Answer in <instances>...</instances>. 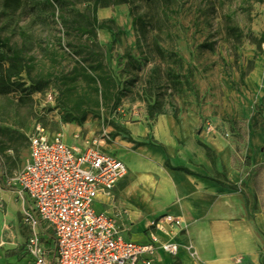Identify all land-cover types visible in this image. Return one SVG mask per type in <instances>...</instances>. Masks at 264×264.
Instances as JSON below:
<instances>
[{
  "label": "rangeland",
  "instance_id": "1",
  "mask_svg": "<svg viewBox=\"0 0 264 264\" xmlns=\"http://www.w3.org/2000/svg\"><path fill=\"white\" fill-rule=\"evenodd\" d=\"M263 40L264 0H0L11 72L0 94V259L25 257L29 216L55 257L51 228L16 180L35 121L69 144L103 141L115 156L137 144L130 123L165 113H194L225 140L243 138L246 121L264 125ZM206 154L225 178L211 146Z\"/></svg>",
  "mask_w": 264,
  "mask_h": 264
},
{
  "label": "crops",
  "instance_id": "2",
  "mask_svg": "<svg viewBox=\"0 0 264 264\" xmlns=\"http://www.w3.org/2000/svg\"><path fill=\"white\" fill-rule=\"evenodd\" d=\"M102 33L109 37L106 29ZM128 127L137 144L128 154H116L128 172L112 190L97 193L94 208L113 215L133 241L147 239L153 220L180 217L182 226L161 219L156 231L160 240L179 244L177 254L159 252L150 264H264V125L246 121L243 138L233 140L207 129L194 113H165ZM199 141L216 152L225 178ZM0 264L31 261L25 249L24 258H2Z\"/></svg>",
  "mask_w": 264,
  "mask_h": 264
},
{
  "label": "built area",
  "instance_id": "3",
  "mask_svg": "<svg viewBox=\"0 0 264 264\" xmlns=\"http://www.w3.org/2000/svg\"><path fill=\"white\" fill-rule=\"evenodd\" d=\"M261 49L264 54V40ZM46 96L53 98L50 91ZM28 140L17 184L51 228L55 245L52 260L36 219L29 216L34 230L25 249L31 264H150L159 252L177 254L179 244L170 237L160 240L156 231L162 228L161 219L182 226L180 217L165 214L153 220L147 239L133 241L125 238L113 215L94 208L97 193L112 190L128 172L124 161L100 147L103 141L85 147L69 144L40 121L33 123Z\"/></svg>",
  "mask_w": 264,
  "mask_h": 264
},
{
  "label": "trees",
  "instance_id": "4",
  "mask_svg": "<svg viewBox=\"0 0 264 264\" xmlns=\"http://www.w3.org/2000/svg\"><path fill=\"white\" fill-rule=\"evenodd\" d=\"M20 0H4V5L6 7H13L16 8L19 6ZM11 78V72L9 71V68H4L2 63H1V58H0V94L6 93L10 89V83L9 80ZM199 144H201L205 149L206 152H208L209 145L199 141ZM1 164H0V169H1ZM1 183L4 185L5 182L4 180H0ZM222 184H226L224 181H220ZM229 187H232V185L228 184Z\"/></svg>",
  "mask_w": 264,
  "mask_h": 264
}]
</instances>
